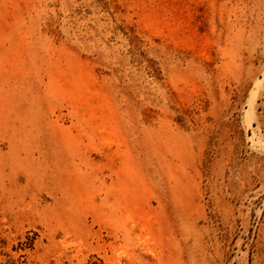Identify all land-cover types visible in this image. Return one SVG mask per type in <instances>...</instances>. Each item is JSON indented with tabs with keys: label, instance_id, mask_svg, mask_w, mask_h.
<instances>
[{
	"label": "rangeland",
	"instance_id": "rangeland-1",
	"mask_svg": "<svg viewBox=\"0 0 264 264\" xmlns=\"http://www.w3.org/2000/svg\"><path fill=\"white\" fill-rule=\"evenodd\" d=\"M0 264H264V0H0Z\"/></svg>",
	"mask_w": 264,
	"mask_h": 264
}]
</instances>
